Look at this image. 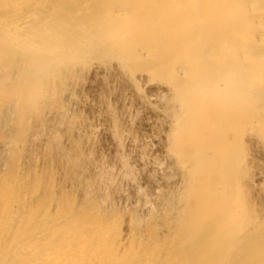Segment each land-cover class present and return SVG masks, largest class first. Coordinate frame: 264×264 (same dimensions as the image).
I'll list each match as a JSON object with an SVG mask.
<instances>
[{
  "label": "rangeland",
  "instance_id": "rangeland-1",
  "mask_svg": "<svg viewBox=\"0 0 264 264\" xmlns=\"http://www.w3.org/2000/svg\"><path fill=\"white\" fill-rule=\"evenodd\" d=\"M81 232L82 264H264V0H0V264Z\"/></svg>",
  "mask_w": 264,
  "mask_h": 264
},
{
  "label": "bare ground",
  "instance_id": "bare-ground-1",
  "mask_svg": "<svg viewBox=\"0 0 264 264\" xmlns=\"http://www.w3.org/2000/svg\"><path fill=\"white\" fill-rule=\"evenodd\" d=\"M31 2V1H30ZM31 24V23H30ZM162 36V35H161ZM167 46V45H166ZM168 48V46H167ZM170 72V71H169ZM169 74H174V72L172 71V73H169ZM6 78V77H5ZM189 128H192V127H189ZM210 128H208L206 126V128H202L201 130H199V133L201 134V137L203 138V135H206L208 134ZM196 133V132H195ZM211 140V139H210ZM209 140V141H210ZM204 142H207V139L206 141ZM197 144V143H196ZM196 144H192L190 145V148L187 149L185 152H184V157L187 158V160L189 161L190 165L192 166V171L194 169H196V173L198 176H200L199 179H197V182H198V185H199V188L201 190H203V194L206 195V196H209L212 194L213 192V189L214 186L213 184H211V180H212V177L210 179V175L211 174V164L209 167L205 166L207 160H210V156L208 154V150L205 148V150L203 151V153H198L196 154L195 153V145ZM208 144V143H207ZM210 144V143H209ZM212 145V143L210 144ZM210 145L208 147H210ZM182 153V152H181ZM214 154V153H213ZM213 160V159H212ZM214 165V164H213ZM219 167V166H218ZM195 173V174H196ZM217 174V173H216ZM215 174V175H216ZM220 174V172H219ZM214 175V176H215ZM217 176V175H216ZM215 176V177H216ZM210 179V181L208 180ZM217 179V178H216ZM214 180V179H213ZM212 185V186H211ZM200 191V193H202V191ZM8 210V209H7ZM102 221V220H101ZM104 224V223H103ZM71 227V226H70ZM211 227V226H210ZM100 228V227H99ZM105 230V229H104ZM84 232V231H83ZM83 232H81V242L79 243V245L75 248V249H68L66 248V245H63V246H60L58 248H51V249H48L47 251H43L41 253H39L38 255L39 258L35 257L34 256V260H32L30 263H34V264H37V262H34V261H38V264H82L83 263V260L80 259L81 256H83V254L87 253L89 254L90 256H103L105 254L109 255V250L111 251V248L109 246L105 247V246H97V236H92L91 239L87 240L86 237H84L83 235ZM96 232V231H95ZM98 232V231H97ZM88 233V231H87ZM104 233V232H103ZM69 236L71 238H73L74 236H77L74 235V234H70L69 233ZM83 238L87 240V243H82L83 241ZM111 238V237H110ZM202 239H199V237L197 239H195V243L198 245V243H200ZM84 242V241H83ZM216 242V241H215ZM224 244V243H223ZM225 245V244H224ZM112 248L114 246H111ZM211 247V246H210ZM209 247V248H210ZM195 247H192L191 249H193ZM198 248V247H197ZM207 249V248H206ZM214 249V248H212ZM25 252L29 255H33V247L30 248L27 247L24 248ZM23 250V251H24ZM203 250V249H202ZM208 250V249H207ZM216 250V249H215ZM261 251H258V253H260ZM111 253H116V251H112ZM212 253V252H211ZM253 253V252H252ZM37 254V253H35ZM255 254V253H254ZM262 254V253H260ZM260 254H256V256H259L260 257ZM119 255V253H118ZM193 257V256H192ZM254 258V257H253ZM258 258V257H257ZM255 260V259H254ZM193 264V263H191ZM200 264V263H198Z\"/></svg>",
  "mask_w": 264,
  "mask_h": 264
}]
</instances>
